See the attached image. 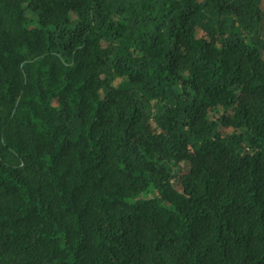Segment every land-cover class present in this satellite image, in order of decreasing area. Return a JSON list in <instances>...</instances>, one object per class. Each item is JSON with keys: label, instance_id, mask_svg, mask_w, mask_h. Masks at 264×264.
Listing matches in <instances>:
<instances>
[{"label": "trees", "instance_id": "trees-1", "mask_svg": "<svg viewBox=\"0 0 264 264\" xmlns=\"http://www.w3.org/2000/svg\"><path fill=\"white\" fill-rule=\"evenodd\" d=\"M264 0H0V264H264Z\"/></svg>", "mask_w": 264, "mask_h": 264}, {"label": "rangeland", "instance_id": "rangeland-1", "mask_svg": "<svg viewBox=\"0 0 264 264\" xmlns=\"http://www.w3.org/2000/svg\"><path fill=\"white\" fill-rule=\"evenodd\" d=\"M262 8H264V6H261Z\"/></svg>", "mask_w": 264, "mask_h": 264}]
</instances>
